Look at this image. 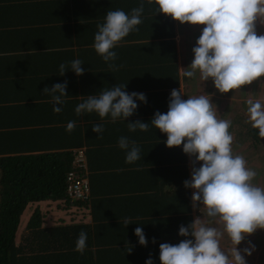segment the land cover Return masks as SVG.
Wrapping results in <instances>:
<instances>
[{
    "label": "crops",
    "instance_id": "1",
    "mask_svg": "<svg viewBox=\"0 0 264 264\" xmlns=\"http://www.w3.org/2000/svg\"><path fill=\"white\" fill-rule=\"evenodd\" d=\"M141 2L144 11L139 30L112 49L117 59L105 62L92 46L97 25L104 22L108 11L130 14ZM155 7L147 0H0V177L6 167L19 162L50 165L66 160L74 167L79 152L84 151L91 184L85 202L29 200L10 250L14 252L12 263L145 264L151 254L154 264H161L159 245L185 239L178 235L179 226L203 216L199 208H193L194 190L183 183L191 178L190 158L182 145L167 147V135L149 122L156 111H168L172 89L180 88L185 100L210 96L217 118L231 121L233 154L243 156L247 167L257 171L252 183L264 188V139L262 150L256 152L253 128L246 122L247 100L264 103V84L258 92L254 84H246L221 93L211 78L201 81L199 73L192 78L183 76L205 25L182 24L162 12L154 14ZM74 59L83 62L84 74L77 76L68 69L60 76L59 65ZM64 81L67 96L58 105L62 111L55 113L54 101L43 89ZM119 85H126L128 93L146 95L147 103L137 100L131 117L112 122L110 115L101 119L95 112L75 113L88 95ZM136 120L149 122V130L130 132L128 123ZM70 121L76 122L72 132L66 131ZM94 124H102L104 131L93 132ZM121 136L135 141L141 159L125 163L126 151L118 146ZM35 210L46 226L83 228L80 232L87 233L83 254L74 250L79 235H68L64 243L61 236L54 251L41 243L32 244L28 223ZM126 218L131 222L127 226ZM210 226L220 227L215 222ZM136 227L143 228L147 246L138 243ZM220 243L225 252L234 247L226 233ZM253 246L250 256L243 252ZM129 247L131 253L126 252ZM237 248L247 264H264V229L247 234ZM0 264H5L1 257Z\"/></svg>",
    "mask_w": 264,
    "mask_h": 264
},
{
    "label": "clouds",
    "instance_id": "2",
    "mask_svg": "<svg viewBox=\"0 0 264 264\" xmlns=\"http://www.w3.org/2000/svg\"><path fill=\"white\" fill-rule=\"evenodd\" d=\"M147 3L156 6L154 14L162 12L182 24L205 25L192 48L194 58L183 76L192 78L199 73L201 81L211 78L221 93L240 89L264 76V35H257L255 24L258 19L264 23V0H147ZM143 11V2L130 14L120 9L110 10L104 22L97 25L92 46L105 62L117 59L112 49L130 32L139 30ZM82 65L80 59L61 63L59 75L63 76L68 69L77 76L83 75ZM109 67L117 70L115 64ZM66 88L67 81H64L43 89L51 95L55 113L62 111L58 105L64 103ZM125 88L126 85H119L99 95H88L76 106L75 113L79 116L95 112L101 119L110 115L112 122L126 120L138 108L136 101L147 103V98L144 93H128ZM182 95L180 88L172 89L168 111H156L149 122L167 135V147L182 145V151L189 156L191 178L183 183L185 188L194 190L193 208H199L203 216L196 217L187 226H179L178 235L185 237L179 243H161L159 260L161 264H247L237 245L247 234L264 229V188L252 183L257 171L247 167L243 156L233 154L231 121L217 118L210 96L202 94L185 100ZM247 105L246 122L258 130L259 138H264V103L248 99ZM149 122H129L128 130L148 131ZM75 127L76 122L70 121L66 131L72 132ZM92 131L101 134L103 125L94 124ZM118 146L126 151L125 163L141 159L140 148L128 137L121 136ZM213 222L220 227L210 226ZM129 223L126 218L125 226ZM225 233L234 245L230 252L220 247ZM134 234L140 245L147 246L142 227H136ZM86 241L87 233L82 231L74 250L83 254ZM152 242L155 243V238ZM253 250L254 246L243 252L250 256ZM126 252L131 253L132 247ZM145 264H154L151 254Z\"/></svg>",
    "mask_w": 264,
    "mask_h": 264
},
{
    "label": "trees",
    "instance_id": "3",
    "mask_svg": "<svg viewBox=\"0 0 264 264\" xmlns=\"http://www.w3.org/2000/svg\"><path fill=\"white\" fill-rule=\"evenodd\" d=\"M254 81L253 89L258 92L256 91L259 88L257 85L264 81V76ZM251 84L254 83L251 82ZM252 133L256 152H258L264 138L258 137L257 129H252ZM72 167L71 161L63 160L61 163L53 161L50 165H25L23 162H19L4 169L3 176L0 177V257L5 261V264H14L12 263L14 252L10 250L14 249L20 217L29 200L51 198L69 202L67 175ZM80 202L84 201L74 200L73 203ZM43 222V216L39 214L38 210H35L28 223L29 234H31L32 244L41 243L48 251L58 250L55 242H58L61 236L64 237V243L67 240L65 237L68 235L78 236L83 229L71 224L46 226ZM54 235L56 236L54 237ZM19 248L22 250V244Z\"/></svg>",
    "mask_w": 264,
    "mask_h": 264
},
{
    "label": "built area",
    "instance_id": "4",
    "mask_svg": "<svg viewBox=\"0 0 264 264\" xmlns=\"http://www.w3.org/2000/svg\"><path fill=\"white\" fill-rule=\"evenodd\" d=\"M84 158V151H80L78 154V160L75 162L74 167L68 171L67 189L70 202H74V200H82L85 202L90 198L91 184ZM220 247L223 250L221 243Z\"/></svg>",
    "mask_w": 264,
    "mask_h": 264
},
{
    "label": "rangeland",
    "instance_id": "5",
    "mask_svg": "<svg viewBox=\"0 0 264 264\" xmlns=\"http://www.w3.org/2000/svg\"><path fill=\"white\" fill-rule=\"evenodd\" d=\"M255 24H256V33H257V35L259 36V35H264V23H261L260 21H259V19L255 22ZM253 83H254V85H255V81H253ZM264 84V81H261L260 83H259V85H257V87H260L261 85H263Z\"/></svg>",
    "mask_w": 264,
    "mask_h": 264
}]
</instances>
